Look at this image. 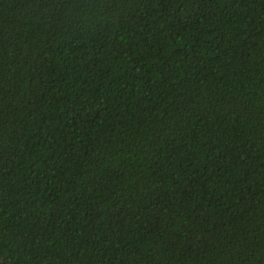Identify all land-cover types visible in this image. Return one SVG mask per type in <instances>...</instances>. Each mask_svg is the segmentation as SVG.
Wrapping results in <instances>:
<instances>
[{
    "label": "trees",
    "instance_id": "1",
    "mask_svg": "<svg viewBox=\"0 0 264 264\" xmlns=\"http://www.w3.org/2000/svg\"><path fill=\"white\" fill-rule=\"evenodd\" d=\"M0 264H264V0H0Z\"/></svg>",
    "mask_w": 264,
    "mask_h": 264
}]
</instances>
